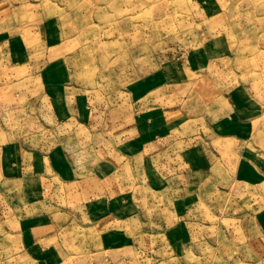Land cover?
I'll return each mask as SVG.
<instances>
[{"label":"rangeland","instance_id":"rangeland-1","mask_svg":"<svg viewBox=\"0 0 264 264\" xmlns=\"http://www.w3.org/2000/svg\"><path fill=\"white\" fill-rule=\"evenodd\" d=\"M61 46L57 55L64 60L51 62ZM0 70L1 99L14 95L5 102L18 110L13 130L24 146H59V134H71L72 124H58L78 116L80 96L84 108L109 120L111 133L123 129L119 124H137L133 154L142 147L145 157L184 151L174 161L189 164L186 171L204 165L209 175L201 183L195 178L204 205L189 204L193 191L184 181L176 176L163 183L172 174L161 168L158 176L160 166L151 165L171 160L140 159L126 182L124 170L117 175L93 209L109 215V224L117 222L115 235L100 233L98 245L95 234L59 233L56 245L37 244L53 250L49 264H264V245L258 244L264 207L253 211L252 221L233 199L232 155L223 154L219 142L187 139L206 133L199 117L216 94L231 101L234 90L247 87L255 98L264 97V0H0ZM206 80L211 97L204 93ZM177 135L184 139L179 147L171 144ZM210 156L228 165L212 167ZM45 224L37 226L46 231ZM33 256L41 264L42 253Z\"/></svg>","mask_w":264,"mask_h":264},{"label":"crops","instance_id":"crops-1","mask_svg":"<svg viewBox=\"0 0 264 264\" xmlns=\"http://www.w3.org/2000/svg\"><path fill=\"white\" fill-rule=\"evenodd\" d=\"M55 49L50 55V61L64 60L62 55H57L62 51V46ZM3 75L0 70V76ZM31 77L28 76L26 81L22 79V84H27ZM205 84L204 93L211 97L212 89L210 91L208 88L209 81L206 80ZM81 91L88 92L87 89L79 88V92ZM35 92L34 90L33 93ZM11 96L13 99L14 95ZM2 97L0 95V99ZM214 97L213 106L210 100L204 105L205 114L202 118L199 117V122L204 126L206 133L203 137L193 135L187 136V139L191 141L198 137L205 141V145L219 142V145L225 148L223 154L230 152L234 169H237V177L231 185V195L237 204L245 207L246 213L249 211L250 216H248L253 221L255 219L254 216L252 218L253 211L264 207V191H259V187L264 186V97L255 98L247 87L234 90L231 94L232 102L224 94H216ZM44 98L48 99L46 95ZM12 99L7 97V101L0 100L2 106L0 107V264H36L33 255L37 251L43 255L40 263L49 264V255L53 250L38 248L37 244L44 241V245H56L60 234L67 233L70 229L79 230L81 234H77V237L87 233L93 238L95 234L98 245L100 233L115 235L112 230H116L117 222L109 224L111 220L109 215L101 217L100 214H94L93 209L100 206L101 194L106 188H110L109 184H117V175L122 174L124 170L123 182H126L127 172L130 174L133 167L138 169L142 164L140 159L150 157L154 160L155 156V158L161 156L168 159L167 161L171 160V165L158 164L159 162L154 161L151 165L160 166L156 175L159 176V173L167 168L166 172L171 173L172 176L163 177L162 182L172 183L177 176L184 181L189 191H193L189 204L204 205L200 199L201 193L199 196L194 192L197 187L195 178L198 179V183L209 178L204 165L194 166L195 168L186 171L189 164L174 161V158H179V153L183 154L184 151H179L175 156L170 157L168 151L159 150V153L145 157L142 154V149L145 148L142 147L140 154H133V140L136 143L133 135L135 136L138 131L137 124L132 125L131 122L129 125L119 124L124 126L123 129H118L119 132L113 129L114 133H111V128H108L109 120L95 116L94 109L84 108L83 98L79 96L78 116H70L60 120L59 124L56 123L58 126L72 124L71 134L60 133L59 146L53 144L48 148H31L24 146L14 134L13 128L19 126V122L13 121V116L16 117L18 110L6 104ZM186 104L191 108L198 106L194 102L191 104L189 100ZM4 105L7 108L3 107ZM144 111V108L141 109V114ZM35 112L33 108V126H36ZM79 116L83 122L79 121ZM66 120L70 122L67 123ZM115 125L113 121L109 126L114 128ZM76 127L79 133L73 130ZM175 138L176 140L172 137L171 144L175 146L177 143L179 147L184 139L179 138L178 135ZM240 145L242 148L239 147ZM211 157L209 158L212 167L228 165L227 161L223 162L222 159L215 161ZM225 157H228L227 154ZM245 175L248 177H244ZM144 180L143 178L141 181ZM129 183L131 185V181ZM123 187L126 188L125 185ZM177 188V190L181 189L180 186ZM60 205L65 208L56 207ZM38 206L43 207L41 212ZM68 207H72V210L68 211L75 216L67 215ZM80 218L81 224H79ZM262 220L264 221V218L260 221ZM41 222L46 223L45 227L48 228L46 231L37 226ZM101 222L105 224L100 225ZM50 236L52 239L48 241L47 238ZM260 236L262 239L258 244L264 245V235L260 234ZM91 245L93 246V243Z\"/></svg>","mask_w":264,"mask_h":264}]
</instances>
